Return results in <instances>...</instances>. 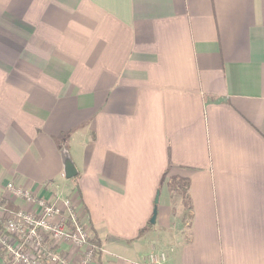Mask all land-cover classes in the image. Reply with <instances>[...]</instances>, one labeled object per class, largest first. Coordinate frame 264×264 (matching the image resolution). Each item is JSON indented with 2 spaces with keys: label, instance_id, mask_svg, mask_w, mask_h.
<instances>
[{
  "label": "crops",
  "instance_id": "crops-1",
  "mask_svg": "<svg viewBox=\"0 0 264 264\" xmlns=\"http://www.w3.org/2000/svg\"><path fill=\"white\" fill-rule=\"evenodd\" d=\"M10 181L72 198L97 264H264V0H0Z\"/></svg>",
  "mask_w": 264,
  "mask_h": 264
},
{
  "label": "built area",
  "instance_id": "built-area-1",
  "mask_svg": "<svg viewBox=\"0 0 264 264\" xmlns=\"http://www.w3.org/2000/svg\"><path fill=\"white\" fill-rule=\"evenodd\" d=\"M17 206V209L12 207ZM70 197L60 203L16 181L0 198V250L6 264H95L101 246ZM165 251H151L142 264H167Z\"/></svg>",
  "mask_w": 264,
  "mask_h": 264
},
{
  "label": "water",
  "instance_id": "water-1",
  "mask_svg": "<svg viewBox=\"0 0 264 264\" xmlns=\"http://www.w3.org/2000/svg\"><path fill=\"white\" fill-rule=\"evenodd\" d=\"M63 161H64V173H65V177L67 179H71L77 176L78 172H77V168L76 165L70 155V153L68 151H64L63 152ZM157 201H158V197H157ZM156 211L153 215L152 218V223L155 222L156 219Z\"/></svg>",
  "mask_w": 264,
  "mask_h": 264
},
{
  "label": "rangeland",
  "instance_id": "rangeland-1",
  "mask_svg": "<svg viewBox=\"0 0 264 264\" xmlns=\"http://www.w3.org/2000/svg\"><path fill=\"white\" fill-rule=\"evenodd\" d=\"M12 207L13 208H15V210L17 209V206L15 205H13L12 204ZM81 209V208H80ZM81 211H82V214L84 213L83 212V210L81 209ZM84 216V215H83ZM95 234V233H94ZM97 241V240H96ZM98 243V242H97ZM101 255V254H100ZM99 259H100V257L97 259V261H96V263L95 264H97L98 263V261H99ZM6 262H7V259H6V256H5V253H4V251H1L0 250V264H6Z\"/></svg>",
  "mask_w": 264,
  "mask_h": 264
},
{
  "label": "trees",
  "instance_id": "trees-1",
  "mask_svg": "<svg viewBox=\"0 0 264 264\" xmlns=\"http://www.w3.org/2000/svg\"><path fill=\"white\" fill-rule=\"evenodd\" d=\"M150 227H151V225H150ZM150 227H147V228H150ZM144 231H145V230H143V231L141 232V234H143ZM98 244H100V246H101V243L99 242V240H98Z\"/></svg>",
  "mask_w": 264,
  "mask_h": 264
}]
</instances>
